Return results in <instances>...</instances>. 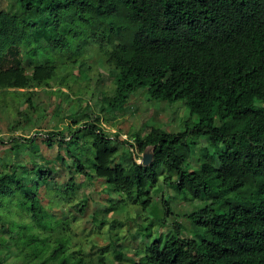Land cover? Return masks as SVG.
<instances>
[{
  "label": "trees",
  "instance_id": "obj_1",
  "mask_svg": "<svg viewBox=\"0 0 264 264\" xmlns=\"http://www.w3.org/2000/svg\"><path fill=\"white\" fill-rule=\"evenodd\" d=\"M132 19L140 28L123 34ZM92 45L115 70L114 93L104 94L102 102L115 108L147 87L158 101L183 100L191 118L184 130L154 126L147 134L136 133L135 143L121 139L141 152L155 145L150 166L130 152L126 162L119 161L118 145L90 122L81 150L69 149L67 183L38 163L28 170L5 162L0 223L12 244L3 236L1 243L15 250L11 264H70L65 243H50L42 232L43 205L35 202L41 182L73 190L78 173L105 180L111 191L136 198L145 209L161 175L177 192L209 201L186 215L197 225L194 237L181 236L177 227L136 264H264V0H11L9 8L0 9V59L10 61L0 66V91L26 89L30 102L37 88L57 79L61 68L77 63ZM192 117L198 118L193 125ZM228 122L236 125L222 129ZM57 135L62 133H49V145ZM200 136L210 141L213 157L202 158L201 169L194 170L191 137ZM75 138L69 144L79 148ZM21 144L36 152L33 138ZM33 175L38 180L29 183ZM62 198L58 192L56 199ZM164 206L166 221L172 211L167 202ZM86 207L87 199L75 205L84 214ZM93 252L71 264H94Z\"/></svg>",
  "mask_w": 264,
  "mask_h": 264
},
{
  "label": "rangeland",
  "instance_id": "obj_2",
  "mask_svg": "<svg viewBox=\"0 0 264 264\" xmlns=\"http://www.w3.org/2000/svg\"><path fill=\"white\" fill-rule=\"evenodd\" d=\"M10 1L0 0V9L9 8ZM139 28V24L132 19L131 27L122 32L130 36ZM106 61L102 49L92 45L85 57H78L77 63L61 68L57 79L37 88L30 102L25 95L26 89L0 91V167L5 162H12L26 165L29 170L38 163L46 171L52 168V174L60 183H67L72 175L69 167L73 164L71 154L78 153L86 142L87 122L97 124L106 131L113 144L119 147L117 159L124 162L127 161L125 152L132 153L139 162L143 152L121 139L135 143L136 133L147 134L154 126L168 132L186 129L185 122L191 117L185 102L179 100L171 104L158 101L151 97L147 87L139 88L115 108L102 102L103 95L113 94L116 86L114 67ZM9 62L7 57L2 58L0 66ZM26 112L30 118L22 115ZM191 120L193 125L198 118L192 117ZM217 125L221 126V123L217 122ZM235 125V122H228L222 129ZM78 130L81 132L77 133ZM59 132L62 135L53 136L50 141L52 146L49 145V133ZM74 135L77 137L75 141H79L76 142L79 148L69 144ZM31 138L35 140L37 153L21 144L24 139ZM191 140H194V150L189 160L193 169L199 170L202 158L213 157V147L205 136L191 137ZM60 156L68 162L61 161ZM23 171L19 167L18 173L23 174ZM34 179L38 180L37 176H28L27 181L30 183ZM75 182L73 190L67 186L64 191L41 182L39 199L35 202L37 206L43 205L42 217L47 229L42 232L50 243H65L68 247L65 255L71 256L70 264L75 263L80 255L92 251L94 264H136L146 255L149 246L159 239L163 245L177 227L181 236L194 237L197 225L186 215L209 202L191 193L177 192L162 175L147 209L136 198L122 197L111 191L103 179L78 173L75 174ZM58 192L64 199H56ZM83 199H87L85 214L75 208ZM164 202L172 211L166 221L163 219ZM112 207L115 209L107 211ZM18 217L14 214V218ZM1 225L0 264H11L14 253L10 252L8 245L1 243V236L6 237L10 244L12 239ZM94 245L96 248L93 250ZM108 245L110 248L103 252ZM118 253L122 254L120 258Z\"/></svg>",
  "mask_w": 264,
  "mask_h": 264
},
{
  "label": "water",
  "instance_id": "obj_3",
  "mask_svg": "<svg viewBox=\"0 0 264 264\" xmlns=\"http://www.w3.org/2000/svg\"><path fill=\"white\" fill-rule=\"evenodd\" d=\"M155 145L147 146L146 149L143 152L141 163L144 166H150L155 159Z\"/></svg>",
  "mask_w": 264,
  "mask_h": 264
}]
</instances>
